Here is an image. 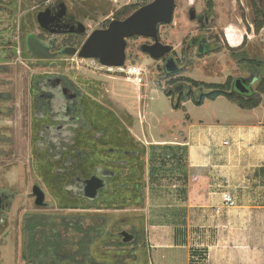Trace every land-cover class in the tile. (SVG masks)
<instances>
[{
  "label": "rangeland",
  "instance_id": "rangeland-1",
  "mask_svg": "<svg viewBox=\"0 0 264 264\" xmlns=\"http://www.w3.org/2000/svg\"><path fill=\"white\" fill-rule=\"evenodd\" d=\"M61 1L67 14L85 27V34L74 37L76 50L94 30L123 19L125 7L144 3ZM210 1L212 9L208 10V0H174L171 22L158 28L159 41L171 46L169 56L177 61L178 71L166 75L163 62L140 49L152 42L144 37L126 40L125 62L117 68L76 53L37 59L27 51L25 39L30 33H42L36 14L54 0H0V264H25L21 259V229L28 214L105 215L106 235L91 246L89 259L94 264H124L120 256L130 254L137 259H128L125 264H148L145 216L158 210L157 206L180 198L183 190L182 148L169 142L179 140L177 132L188 117L227 122L246 114L223 96L205 100L200 106L182 101L189 92L192 96L210 92L195 89L186 78L221 85L230 78L234 90L244 95L242 82L252 91L254 84L248 83V73L230 56L227 46L235 48L244 38L239 50L251 58L264 59V29L258 34L253 31V22L260 17H255L251 8L256 1L264 9V0ZM192 9L196 15L207 16L209 22L201 25L191 20ZM200 37L214 41L216 49L198 55L195 47H188L192 38ZM54 38L50 51L61 48L64 37L43 36L46 42ZM43 80L44 91L38 87ZM47 80H60L69 95L79 94L76 109L83 126L70 128L72 121L56 118L61 112L56 108L59 101L52 102L56 109L51 114H40L36 107L45 105V100L39 95L54 90L45 86ZM65 132L73 134L68 137ZM98 133L101 136L97 137ZM60 139L71 142L67 141L69 145L64 148L66 141L61 145ZM98 169L111 172L103 178L106 189L99 190V199L88 202L79 189L68 188L77 173L80 178L76 182L82 187L92 175L99 176ZM35 186L44 192L45 206L35 204ZM124 217L122 224L130 223L139 236L135 252H131L132 245L124 251L114 245L118 241L116 228ZM123 231L128 232L129 227Z\"/></svg>",
  "mask_w": 264,
  "mask_h": 264
},
{
  "label": "crops",
  "instance_id": "crops-1",
  "mask_svg": "<svg viewBox=\"0 0 264 264\" xmlns=\"http://www.w3.org/2000/svg\"><path fill=\"white\" fill-rule=\"evenodd\" d=\"M262 99L239 119L182 123L169 144L182 148L183 190L145 216L148 264H264Z\"/></svg>",
  "mask_w": 264,
  "mask_h": 264
},
{
  "label": "trees",
  "instance_id": "trees-1",
  "mask_svg": "<svg viewBox=\"0 0 264 264\" xmlns=\"http://www.w3.org/2000/svg\"><path fill=\"white\" fill-rule=\"evenodd\" d=\"M151 1L152 0H144V3L141 5L125 7L121 12L122 18L129 16L131 13L150 3ZM207 3L208 8L212 9L211 1L208 0ZM251 8L255 17H260V19L256 18L253 22V31L255 34H258L264 26V9L256 1L251 3ZM47 33L48 32H44L43 30L42 33L38 35L39 39L43 40V36L47 35ZM67 33L72 34V32ZM73 34L83 35L78 33ZM74 43L75 38L68 36L63 38L61 46L71 47L74 45ZM241 46L229 48L228 52L230 56L234 58L236 63L244 66V69L248 73L249 81L254 84L253 91H251L249 96L239 95L237 92H233L231 89L233 81L231 82L230 78H228L225 85L205 84L203 82H195L189 78H186V80L189 81V83H191L195 89H205L210 92L200 94V96H195V94L192 96L189 92L184 94L181 100L185 102L192 101L195 105L200 106L205 100L213 101L216 98L223 96L228 100L235 102L240 109L251 110L258 107L262 103V96L264 95V59L263 57L259 56L251 58L246 52L239 50ZM43 83L44 80L38 84V87H40L42 91H44L46 88L42 85ZM72 94L73 97L68 101L63 102L60 100H54V102L57 103L59 101L57 103L59 106L56 108L57 110L61 111L56 116V118L64 117L66 120L68 119L72 121L69 127L75 128L76 126H83L84 123H82L83 119L80 110L76 109L77 101L80 99L79 94ZM165 94L167 96L171 95L170 92H165ZM39 96L45 100V103L43 102L45 105L39 108L36 107L37 110H39L40 114L43 112L45 114H51L53 110L56 109L52 106L53 100L48 97V93H43ZM173 108L176 110L180 109L178 106ZM63 134L69 137L72 136L73 133L65 132ZM99 135L101 136V134L98 133L97 137ZM65 141L66 143L64 148H67L69 145L67 141H71L60 139V144L62 145ZM51 145L52 148L55 147L54 140H52ZM48 150L49 152L51 151V149ZM79 178L80 174L77 173L73 177L71 184L68 185V188L70 187L73 190L77 188L79 189V194H82L81 187H79L80 184L76 182ZM103 182L106 189V182ZM104 187L100 190H105ZM100 194V191H98L96 198L92 201L99 199ZM87 201L92 202L90 200ZM124 219L125 217L121 218L123 221H119L121 224H118L119 228H116L118 241L116 243L114 242V245L123 251L127 250L125 248L126 246L132 245L133 248L131 252H135L137 246L139 245V236L136 229L134 227H130V223L128 225L122 224L126 221V219ZM107 223L108 217L105 215L28 214L24 218L21 230V259L25 264H94V261L91 258L89 259V251L94 243H98L106 235L105 228ZM125 226L129 227L128 233L133 236V239L127 243L123 242V238L121 236V232H123V228H125ZM128 259L135 262L137 256L134 255V257H132L130 254L120 256V261L124 264Z\"/></svg>",
  "mask_w": 264,
  "mask_h": 264
},
{
  "label": "water",
  "instance_id": "water-1",
  "mask_svg": "<svg viewBox=\"0 0 264 264\" xmlns=\"http://www.w3.org/2000/svg\"><path fill=\"white\" fill-rule=\"evenodd\" d=\"M174 7V0H153L134 11L125 19L111 21L107 29H98L91 32L78 52L73 47H67L61 49L59 53L69 55L77 53L80 58L95 59L102 66L117 68L123 66L125 62L126 39L139 36L153 39L152 44L141 45L140 49L151 58L159 59L169 53L171 46L163 45L159 42L157 36L158 27L171 22ZM38 20L42 28L48 33H85V27L81 23L67 17L66 6L63 2H58L55 9L50 11L49 14L39 15ZM51 43L46 45L34 33L28 34L25 39L27 51L37 59H48L56 55L50 52ZM165 69L171 73L177 71V66L171 58L165 62ZM237 82L241 86V82L239 80ZM46 83L47 87L54 88L51 93L55 95L57 100L64 102L73 97V95L68 94L67 88L59 86V80H47ZM241 90L243 93L247 92L243 85ZM96 171L99 176L92 175L84 181L81 187L82 196L90 201L94 200L98 191L104 187L103 178L111 173L105 169ZM32 194L35 197L34 202L37 206H45L44 192L39 187L35 186ZM121 236L125 243L133 239V236L126 231L121 232Z\"/></svg>",
  "mask_w": 264,
  "mask_h": 264
},
{
  "label": "flooded vegetation",
  "instance_id": "flooded-vegetation-1",
  "mask_svg": "<svg viewBox=\"0 0 264 264\" xmlns=\"http://www.w3.org/2000/svg\"><path fill=\"white\" fill-rule=\"evenodd\" d=\"M153 1V0H152ZM58 2H62L61 0H54V2H53V4H51V5H48V6H45V8L43 9V11H41L40 13H37L36 15H37V17L35 18V21L37 22V24L39 25V27H40V29L43 31L44 29L42 28V26H41V24L39 23V20H38V16L39 15H41V14H49V12L50 11H52L53 9H55V6H56V4L58 3ZM207 9L209 10V8H208V6H207ZM174 12V11H173ZM132 14V13H131ZM66 15H67V17L69 18V19H71V20H73V18H71L68 14H67V9H66ZM189 16H190V19L191 20H193V21H195V22H198V23H200L201 25H204V24H207L208 22H209V20H208V18H207V16H200V15H196L195 14V12H194V10L192 9V10H189ZM126 18V17H125ZM125 18H123V19H125ZM123 19H115V20H123ZM74 21V20H73ZM113 21V20H112ZM111 21H109L106 25H104V27H101L99 30H105V29H107V27H108V25H109V23H110ZM160 26H162V25H160ZM159 26V27H160ZM158 27V28H159ZM250 30V28H247V31H249ZM228 31V28H225V30H224V32H225V37H226V32ZM44 32H46L45 30H44ZM48 35H56V37H58V36H63V37H68V36H72V37H75L76 35L75 34H71V33H65V34H60V33H47ZM157 36H158V33H157ZM38 37V36H37ZM39 38V37H38ZM87 38V37H86ZM135 38H139V36H133V37H130V38H127L126 40H128V39H135ZM145 39H149V40H151L152 42L150 43V44H152L153 43V39H151V38H145ZM41 40V39H40ZM56 39L54 38V40H47V42L45 41V39H43V40H41L42 42H44L46 45H49V43L50 42H52L51 43V45L50 46H53L54 45V41H55ZM158 40H159V38H158ZM227 40V39H226ZM85 41V40H84ZM243 41H244V38H243V40H242V42L239 44V46H241L242 44H243ZM160 42V41H159ZM84 43V42H83ZM83 43H82V45H83ZM161 43V42H160ZM150 44H147V45H150ZM81 45V46H82ZM163 45H165V44H163ZM73 46H76V45H73ZM73 46H71V47H73ZM81 46L78 48V50L81 48ZM189 48H196V51H197V53H198V55H201V54H205L206 52H209V51H213V50H215L216 49V45H215V43H214V41H211V40H209V39H207V38H205V37H200V38H192V40L190 41V44H189V46H188ZM228 47V49L229 48H232V47H229V46H227ZM238 47V46H237ZM63 48H67V46H62L61 48H59V49H57V50H54V51H50V52H52V53H55V54H57V53H59L60 51H61V49H63ZM74 48V47H73ZM78 50H77V52H78ZM125 50H126V47H125ZM171 51H172V48H171V50L169 51V53H167V54H165V55H163L161 58H159V59H154V60H161L162 62H163V65H164V68H163V70H165V72H166V75L168 74L167 73V71H166V69H165V62L169 59V58H171L174 62H175V64H176V66H177V61H176V59H175V57H173V56H169V54L171 53ZM143 52V51H142ZM145 53V52H144ZM61 54V53H60ZM77 54V53H76ZM147 54V53H146ZM148 55V54H147ZM149 56V55H148ZM150 57V56H149ZM153 59V58H152ZM95 60V59H94ZM178 71V70H177ZM60 81V80H59ZM64 83L62 82V81H60V83H59V86H61V87H63L62 85H63ZM71 93V92H70ZM68 94H69V92H68ZM73 95V94H72ZM49 98H51L52 100H53V102H54V100H57V98H55V95H53V93H51V92H49V96H48ZM54 98V99H53ZM24 222V221H23ZM23 226V225H22ZM22 230V229H21ZM22 233V232H21Z\"/></svg>",
  "mask_w": 264,
  "mask_h": 264
},
{
  "label": "built area",
  "instance_id": "built-area-1",
  "mask_svg": "<svg viewBox=\"0 0 264 264\" xmlns=\"http://www.w3.org/2000/svg\"><path fill=\"white\" fill-rule=\"evenodd\" d=\"M223 202L227 206L233 205V200L231 199V197L228 194H223Z\"/></svg>",
  "mask_w": 264,
  "mask_h": 264
},
{
  "label": "bare ground",
  "instance_id": "bare-ground-1",
  "mask_svg": "<svg viewBox=\"0 0 264 264\" xmlns=\"http://www.w3.org/2000/svg\"><path fill=\"white\" fill-rule=\"evenodd\" d=\"M228 39V41H229V44H231V45H233L232 43V40L231 39H229V38H227ZM139 75V74H138Z\"/></svg>",
  "mask_w": 264,
  "mask_h": 264
}]
</instances>
